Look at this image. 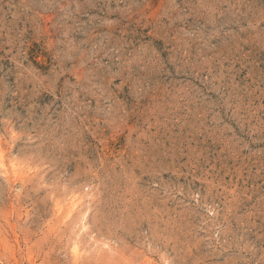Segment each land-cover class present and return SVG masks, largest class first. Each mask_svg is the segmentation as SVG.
<instances>
[{
  "label": "clouds",
  "instance_id": "clouds-1",
  "mask_svg": "<svg viewBox=\"0 0 264 264\" xmlns=\"http://www.w3.org/2000/svg\"><path fill=\"white\" fill-rule=\"evenodd\" d=\"M0 264H264V0H0Z\"/></svg>",
  "mask_w": 264,
  "mask_h": 264
}]
</instances>
